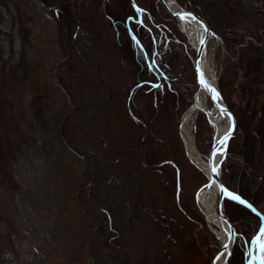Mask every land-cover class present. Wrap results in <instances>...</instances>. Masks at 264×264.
<instances>
[{"label":"rangeland","instance_id":"obj_1","mask_svg":"<svg viewBox=\"0 0 264 264\" xmlns=\"http://www.w3.org/2000/svg\"><path fill=\"white\" fill-rule=\"evenodd\" d=\"M57 1L0 0V264H97L93 251L88 250L95 232L94 222L100 226L104 225L103 220L113 225L124 221L128 227L126 233L134 227L135 233L143 234L140 237L143 242L134 248L114 251L112 255L102 253L98 264H209L207 256L217 246L207 254L208 237L204 230L198 232L197 238L203 237L200 242L193 237L195 229L192 232L187 226L170 227L167 222H160L154 212L148 216L140 211L141 181L137 175L141 163L145 167L146 162L138 158V145L140 140L142 145L144 130L147 132V124L152 121L138 114L153 111L171 94L164 92L163 82L157 77L158 82L153 86L158 92L141 90V85L134 92L129 90L126 96V90L137 80L139 68L134 69L126 56L129 53L121 32L124 20H129L135 9L128 0H112L114 11L107 9L102 0H88V3L79 0L77 11L71 1L67 10L61 11L59 6L44 7L54 6ZM200 3L204 17L209 16L212 25H220L218 31L211 27L219 39L216 43L213 39L208 41V49L213 52L219 90L235 112L237 131L248 139L251 171L257 175L264 158V52L252 69L241 53L249 41L262 48L264 42L254 33L239 41L231 36L233 23H237L236 11L241 6L239 1L225 0L218 7ZM148 6L155 11L153 29L158 50L164 52L170 48L180 63L190 59L192 70L195 49L178 26V19L171 17L156 0H150ZM217 8L215 12L213 9ZM120 11L123 13L118 17L116 13ZM76 13L79 21L88 26V37L81 31L82 39L96 48L101 63L98 67L90 50L78 47L77 34L85 26L74 32ZM167 24L183 33L180 39L185 40L179 47V42L170 46L169 38L167 42L164 39ZM85 58L88 66L84 65ZM130 96L135 97L136 111L129 110ZM206 101L213 106L209 99ZM168 108L166 117H160L165 121L159 120L157 125L167 142L178 138L185 153L187 148L179 135L182 112L172 105ZM128 118L139 120L143 132L139 136L138 130H132L137 135L132 147L135 151H127L123 146L116 161L111 153L113 146L127 138L122 129ZM192 123L190 131L196 145V117ZM210 125L212 141L214 133ZM204 126L203 123V129ZM206 139L204 135L203 141ZM197 148L201 150L198 144ZM185 155L188 156L187 152ZM94 157L108 162L106 174L97 171ZM132 158L139 163L138 169L129 165ZM185 177L193 182L194 207L201 211L194 196L206 180H199L190 172ZM258 178L253 179V186ZM177 185L180 187V179ZM178 199L179 206L186 200L182 196ZM256 204L264 213V198ZM94 208L99 212L95 214ZM207 226L219 240L208 222ZM237 237L235 242L238 240V248L244 251L241 264H249L250 242L243 236ZM261 238L264 243V237ZM228 260L224 264H229Z\"/></svg>","mask_w":264,"mask_h":264},{"label":"trees","instance_id":"obj_2","mask_svg":"<svg viewBox=\"0 0 264 264\" xmlns=\"http://www.w3.org/2000/svg\"><path fill=\"white\" fill-rule=\"evenodd\" d=\"M178 1L185 6L194 8L197 12H200L203 15L202 11L200 10L202 9V5L200 3L201 1L204 3V5L206 3H211L214 4V6L218 7L219 3H222L225 0ZM237 3L241 4V6L240 9L236 11V14L238 16L235 21H237V23H233V29L230 33L231 36L237 38L235 40L239 41L245 35H248V38L252 37V34L254 33L257 34L259 40L261 41V43H263L264 0H237ZM213 10L217 12L219 9L217 8ZM208 18H206L208 25L211 26L214 30L218 31L217 27H219L220 25H212ZM257 18H259L258 21H256ZM122 27L124 31L122 30L121 36L122 39H124L123 43L125 42V47L127 48V51L129 53L128 55L126 53L125 54L130 62H132L134 69L135 67L139 68L137 69L138 73L135 76L137 80H135V82H132V85L129 87V89L126 90V96L130 89L132 90V92H134L141 85V90L149 91L152 93L154 91L155 93L158 92V88L153 86L154 83L158 82L157 74L146 64L144 51L134 40H132L128 33V30H126L125 25H123ZM168 27L170 28V30L167 31L164 39L169 38L168 42H170L171 45H168L170 46H174V42H176L175 45L179 42V47L180 42L182 43L185 40L180 39V37H184V35H182L183 33L177 31V28L173 27V25L171 24H168ZM139 28H141V26H139ZM139 28L135 25H132V29H134L135 33L137 34L138 39L141 41L147 55L150 57L154 54L156 57V65L158 66V69L162 74V89L164 90V92L168 93V95L171 94L169 99H164V104H161L159 102L157 108H154L153 111L151 110L147 114H142L138 111L140 113L138 114L140 118H144L148 122L150 120L152 121L149 124H147L146 122V124L148 125V129L141 145V158L145 160L146 165L145 167H143L144 170L141 178L142 181L140 189H138V184L136 185V189L140 191V211L144 213L146 212V215H148V213L150 212H154L160 222H167L170 227L178 225L181 227L187 226L190 231L195 229V233L192 231L193 237H196V240L200 242H203V237L200 235V238H197V235L200 230H204L205 235H207L208 237V243L206 244L207 246L205 247V250L207 254H210L212 252L211 249L217 246L219 240H217L214 234H212V230H210L207 226L206 219L204 218L201 211L195 209V204L193 201L194 199L192 198L194 190L192 188L193 182L189 181L188 178L185 177V174L188 172L193 173V175L199 180H206V176L204 175V172L197 166H195V164L190 161L188 156L185 155L183 145H181V142L177 140L178 138L173 137L172 143L167 142V140L164 138L165 134L162 131L160 132V129L157 125L159 120L165 121L164 119H160V117H166V115L169 113L168 107L170 105L173 106V109L175 107L176 109L179 108L178 112L180 113L186 110L188 105H190L191 97L196 87L195 73L193 69H190V59L186 58V60L181 61V63L177 62L175 60L177 56L175 55V53H172L173 50H171L170 48V50L164 49V52L158 50V42L157 44L154 43L150 33L146 29L141 28L143 33V39H141L142 35L140 34ZM117 29L119 28L117 27ZM226 39L229 42L231 41V39L228 37H226ZM246 46L247 47L245 48L247 49L243 50L241 55L244 54V58L246 59L244 60V62L248 65H251L252 69V66H254L257 60L262 58L260 54L264 52V48H262L263 46L260 47L252 43L251 41H249ZM190 48H187L188 53L190 52ZM192 50L194 49L192 48ZM135 59L137 60V62H135ZM158 95H156L157 98ZM176 102L178 103V105H176ZM128 105H130L129 108L136 111L135 97L130 96ZM135 111H133V113H135ZM197 115V124L195 126V131L198 133V137L196 138L197 144L202 151H204V149L208 150L210 147L212 135V133H210L211 125L207 121L206 114L198 111ZM138 121L139 120H135L134 118L127 119L126 127L122 129V131L125 130L127 138L124 137L125 141L123 140L118 143L117 146H113L116 152H114L113 150V152L111 153V155L116 158V161H118L117 157L119 156L117 153L122 152V149L126 148L127 151L133 150V141L136 139L135 136L137 135H133L132 130H138V135H142L143 129ZM203 123L205 125L204 129ZM139 127H141V129ZM118 130L120 129L118 128ZM234 132V135L228 142L229 145L226 152V158L230 159L228 160L225 158V160L222 162V170L220 174L221 180L225 184V186H229L233 190L245 196L247 199L251 200L252 203L256 204L260 199L264 198V158L261 159V171L256 175L254 171H251L252 164L249 162L250 159L247 153L248 139L244 134L241 135L242 133L240 134L237 131V128L236 131L234 130ZM202 134L203 136H201ZM204 135L207 139L203 141ZM164 141L166 142V145ZM202 145L203 147H201ZM118 148H120L121 150ZM134 151L135 150H133V152ZM232 156L234 157V159L231 158ZM121 159L123 158L121 157ZM94 161L97 165V171L102 174H106L107 171L104 169L105 165L108 162L103 160L102 158L98 159V157H94ZM129 162V165H134L136 169H138L140 166L138 162L135 163V158L130 159ZM224 165H226L228 172H231V174L225 171L226 168ZM231 170L235 171L232 172ZM177 173L178 178L180 179V187L177 185ZM252 173H254L255 175H253ZM255 176H259V178L253 186L252 182L253 179H255ZM176 186H178L179 188H176ZM180 196L184 197L186 200L179 206L177 200H179L178 198ZM98 205L95 204V206ZM224 208L226 209L227 213L230 214V216L235 220L237 229L236 235L238 237L243 236L245 239L250 240L251 235L257 229L259 217H257L247 207H244L240 203L238 204L237 202L229 198H225ZM94 209L95 214L99 212L98 209ZM94 216H98V214ZM255 217H257V220H255ZM103 222H105L104 225L100 224V226L99 224H97V222H94L95 232L93 231L92 233L93 237L90 241L91 248H89L88 250L93 251L94 256L97 258V264L98 260L101 258L100 254L102 253H105L106 255H110L111 253L112 255V252L114 251L123 250L125 248H134L135 245H140L143 242L142 238H140L141 236H143V234L135 233L133 229L134 227L130 228L128 233H126L127 231L125 230L128 227L126 223H124V221H122L121 224L117 225H113L110 222L108 223L106 222V220H103ZM161 225L165 227L164 224ZM234 245L232 247V254L228 257L229 264H241L244 251L242 250V248L241 250L238 248V240L234 243ZM207 257L209 258V255ZM203 263L206 264V262Z\"/></svg>","mask_w":264,"mask_h":264},{"label":"water","instance_id":"obj_3","mask_svg":"<svg viewBox=\"0 0 264 264\" xmlns=\"http://www.w3.org/2000/svg\"><path fill=\"white\" fill-rule=\"evenodd\" d=\"M160 3L161 6L165 9V11L168 12V14L172 17H175L176 19L183 21L184 18H190L194 19L199 23V28L197 30V39L195 42H193L192 46L195 49L194 55H193V70L195 72V80H196V87L194 89L193 97L191 100V104L189 107L182 112L181 119L179 122V135H181V138L183 140V144L186 146V139L184 138V134L181 133V122L183 119H185L188 114H191L192 110L195 108L196 110L199 109L200 106V94L202 91L206 94V98H208L212 104L215 106L216 111H218V121H223L224 126L221 130V132L217 133L218 127L217 122L213 123L211 120H209L208 115L207 118L210 123L213 125V137L211 141V146L208 149L207 152H200L198 148L193 145V149L199 155L200 158L206 162L205 170L200 164L197 163L194 159H192L188 154L190 160L196 164V166H199L201 170L204 171L205 176H207L206 181L198 186V189L195 193L196 203L198 204L199 209L204 212V209L199 204V200L197 198L198 192L200 189H204L207 191V193H210L209 195L214 198V207L217 210L216 216L219 222H227L228 224V234L226 237H219V244L217 247L213 250V253L209 257V264H215L216 259L218 256H220L221 253L224 252V256L221 260V264H224L227 262L228 257L231 254V248L235 242V237L237 234V229L235 225V220L230 216V214L227 213L226 209L223 206V201L225 198H229L238 204L247 207L249 210H251L254 214H256L258 217H260V222L258 225V229L256 232L252 235L251 239L254 242V245L252 244L250 246V249L254 247L256 249V253L258 252V245L260 240H254L253 237L257 235L258 231L262 226H264V213L262 210L258 208L257 205L251 202V200L247 199L245 196L241 195L237 191L231 189L230 187L225 186V184L221 180V169H222V161L226 158V152L229 145V140L234 134V129L236 126V117L235 112L233 111V108L230 106V104L225 100L221 94V91L218 90L217 85H213L207 78V73L203 67V62L201 56L206 50V42L210 36H213L214 39L218 40L219 37L217 36L216 32L211 28V26L208 25L206 18L204 15H202L200 12H197L194 8L190 6H183L179 4L177 1L175 4H170L166 0H156ZM131 5L133 8L137 9V16L140 17V11L141 7L138 6L136 3V0H130ZM135 38V37H134ZM203 81V82H202ZM204 110V109H202ZM205 112V110H204ZM206 113V112H205ZM207 114V113H206ZM195 119V118H194ZM231 130V131H230ZM146 133V129L144 130V133L142 135V138L144 137V134ZM140 145L141 140L139 142V149H138V155H140ZM142 167L143 164L141 163V171L139 175V179L141 181V175H142ZM217 168L216 172H213V168ZM177 180L178 175H177ZM233 197H239V199H234ZM240 201H244V203H241ZM227 245V248L225 247ZM253 264H259V261L254 258ZM264 263V261H263Z\"/></svg>","mask_w":264,"mask_h":264},{"label":"bare ground","instance_id":"obj_4","mask_svg":"<svg viewBox=\"0 0 264 264\" xmlns=\"http://www.w3.org/2000/svg\"><path fill=\"white\" fill-rule=\"evenodd\" d=\"M166 1L170 4H173V5L176 2V0H166ZM178 25L183 30L185 35L187 36L188 41H190L191 44H193V42H195V40L197 39L196 36H197V30L199 28V23L194 19H190L189 17L188 18L186 17L183 19V21L178 20ZM211 39H213L214 43H216V39H214L213 36H210V38H208V40L206 42L207 48H206L205 52L203 53V55L201 56V58H202V62H203V67L207 73L208 80L213 85H217V87H218V78L216 76L215 70L213 69V58H212L213 52H212V50L210 51L211 53L209 52L208 44H207L208 41H209V43L211 42L210 41ZM218 90H219V87H218ZM206 100H208V98H206V94L202 91V93L200 94L199 109L196 110L194 108L192 110L191 114H188V116H186L185 119H183L181 122V124H182L181 125V133L184 134V138L186 139V145H187V149H186L187 151L186 152L192 159L197 161V163L200 164V166H202L204 168V170L206 168V166H205L206 162H204V160L202 158H200L199 155H197V153L193 149V145L197 149V144L195 145V142H196L194 140L195 137L193 136V134H191V131H190L191 126H192L191 123L195 117L197 118L198 111L203 112L205 110V112L207 113L206 115H208L209 120H211V122H213V123L217 122V127H218L217 133L221 132V130L224 126L223 121H218V111H216L215 106L213 105L212 107H210ZM188 107H189V105H188ZM202 109H204V110H202ZM208 118H207V120H208ZM209 194L210 193H207V191H205L204 189H200L198 192L197 198L199 200V204L204 209V212L202 211L203 212L202 214H204L205 219H207L208 224L213 228V230H215V233L217 234L218 237H220V238L226 237L228 234V231H229L228 224L225 221L219 222V220L217 219V216H216L217 210L214 207L215 206L214 205V198H212ZM223 206H224V201H223ZM254 242L255 241L252 240L253 245H254ZM259 242H261V241H259ZM260 245H261V243H260ZM260 247L261 246L258 245V248H257L258 252L256 254L252 253L251 258L254 257L259 261V264H263L261 257L264 255H263L262 249H260ZM223 256H224V252L220 254V256H219L220 259H216L215 264H221V260H222ZM252 263H253V260H252Z\"/></svg>","mask_w":264,"mask_h":264},{"label":"flooded vegetation","instance_id":"obj_5","mask_svg":"<svg viewBox=\"0 0 264 264\" xmlns=\"http://www.w3.org/2000/svg\"><path fill=\"white\" fill-rule=\"evenodd\" d=\"M69 1H71V3H72V6H73V9L75 10V11H77V9H78V7H79V4H80V2H79V0H63V2H61V0H58L57 1V3L54 5V6H48V5H45L44 7L45 8H48V7H51V8H57L58 6H59V9L62 11V10H67L68 8H69ZM82 2L81 3H83V2H85V3H88V0H85V1H83V0H81ZM122 1V0H121ZM130 0H128V2H129ZM149 1L150 0H137V2H138V4H140L142 7H144L145 8V10L142 12V18L151 26V28H153V26L156 24L155 23V19L153 18L154 17V14H153V12H155L154 11V8H151V7H149L148 5H149ZM142 2V3H141ZM143 2H145V4H143ZM102 4H106V7H107V9H109L110 11H114V9L112 8V0H102ZM120 4V3H119ZM129 4H131L130 2H129ZM82 5V4H81ZM112 8V9H111ZM123 12L122 11H120V13H116L117 14V16L118 17H121V14H122ZM76 14H78V13H76ZM75 14V15H76ZM106 14V13H105ZM106 16L109 18V19H111L112 18V16H111V14H106ZM130 16H132V15H130ZM131 18V17H130ZM164 18H166V17H164ZM79 14H78V17H77V19H76V30L74 31L75 33H77L76 31L77 30H79V28L81 27V25H83V26H85V29H81V30H79L78 32V34H77V41H78V47L80 48V47H82L83 46V48H86L87 50H90V52L93 54V56H94V62H95V64L97 65V67L98 66H100V60H99V56H98V52H96V48L95 47H93V45H91V44H89V43H86V42H83V39H82V32L81 31H84L85 33H86V35H87V37H88V26L85 24V23H83L82 21H79ZM131 21V19H129V20H124V22H130ZM153 25H152V24ZM165 28H166V32L168 31V30H170V28L168 27V24L167 25H165ZM74 33V34H75ZM76 36V35H75ZM166 39V42L168 41V38H165ZM85 61H84V65L85 66H88L89 64H87V62H88V58H85L84 59Z\"/></svg>","mask_w":264,"mask_h":264},{"label":"snow or ice","instance_id":"obj_6","mask_svg":"<svg viewBox=\"0 0 264 264\" xmlns=\"http://www.w3.org/2000/svg\"><path fill=\"white\" fill-rule=\"evenodd\" d=\"M203 82V81H202ZM231 131V130H230ZM213 172H216L217 171V168H213L212 169ZM234 199H239V197H233ZM241 203H244V201H240ZM261 237H264V226H262L260 228V230L258 231L257 235L253 237L254 240H260ZM261 248L264 249V243H262L261 245ZM225 247L227 248V245H225ZM217 259H220V257L218 256ZM262 261H264V256L261 257ZM250 264H251V261H250Z\"/></svg>","mask_w":264,"mask_h":264}]
</instances>
